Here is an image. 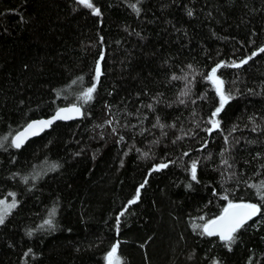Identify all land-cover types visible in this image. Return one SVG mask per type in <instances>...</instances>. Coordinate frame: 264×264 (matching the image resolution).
I'll list each match as a JSON object with an SVG mask.
<instances>
[{"label":"trees","instance_id":"1","mask_svg":"<svg viewBox=\"0 0 264 264\" xmlns=\"http://www.w3.org/2000/svg\"><path fill=\"white\" fill-rule=\"evenodd\" d=\"M91 2L0 0V264H108L117 243L122 264H264V0ZM249 56L218 69L233 98L209 133L206 77ZM72 104L81 118L11 145ZM229 201L261 206L231 250L193 229Z\"/></svg>","mask_w":264,"mask_h":264},{"label":"snow or ice","instance_id":"2","mask_svg":"<svg viewBox=\"0 0 264 264\" xmlns=\"http://www.w3.org/2000/svg\"><path fill=\"white\" fill-rule=\"evenodd\" d=\"M78 2L82 5H84L87 8H90L93 10L94 14L99 15L100 10L99 8H95L92 4L91 0H78ZM134 10L139 12L138 8H135V5H133ZM192 13L189 12V15ZM260 52L264 53V48H261L259 50ZM255 55V53H253ZM252 57L249 56L247 59L241 60L239 63L232 61L230 65L225 64H218L216 67L211 69L210 74L206 77L207 80H209L214 86L215 91L217 95L219 96V107L215 109V111L212 113L213 119H210L208 123L212 125L211 128L207 129L209 133L215 128L219 127V121L214 119V117L218 116L220 112L224 109L225 105L233 98L230 95L225 93L224 90V81L220 79L217 76V71L219 68L224 66H231V67H240L243 64H246L249 59ZM101 59H103V56H101ZM191 68V65L188 66ZM96 79L99 80L100 75V68L99 65L96 69ZM172 79H185L187 80V76L184 77H178L173 76ZM75 83V81L73 82ZM95 92V86L87 88L86 91H84L81 96L79 97L80 100H82L84 103H88L93 99V93ZM187 90L185 92H182L181 95H187ZM184 101L181 100V103ZM151 107V105H149ZM82 115L81 108L77 106L76 104H73L71 107L67 108H61L58 111H56L55 115L48 120H39V121H33L24 128L22 132L17 133L12 141L11 145L20 148L24 144L25 140L29 136L37 135L40 131H43L45 128L50 127L56 120H67L71 119L74 116ZM109 124H111V121H108ZM159 123V121H157ZM161 128L164 127V125H159ZM115 131V129H113ZM7 137L3 138V141H0V147H3V143L7 141ZM122 139V138H121ZM147 155V154H145ZM225 163H227L225 161ZM167 167V164H161L158 166V168H165ZM158 170V169H154ZM197 172V162L193 161L191 164V178L193 180H196ZM146 183V181H145ZM144 185H141L143 187ZM257 187V186H253ZM264 188V184L260 185L258 187V194H260L259 189ZM14 197V193H10ZM139 190H137L135 199L129 201V204H134L139 199ZM223 199L228 200L227 196H224ZM261 199H264V195H261ZM16 206V202L13 199V202L11 204H8L6 200H0V225H2L5 222V218L10 213L11 209H13ZM261 212V206L257 204L252 203H233L232 201H229L227 206L223 208L222 213L214 218V219H208L206 220L202 225L201 224H193V229H201V235H206L208 237L218 236L219 239L223 242H225L226 246L229 247V250H231V245L235 242L236 239V233L244 227V225L251 220L254 216L260 214ZM55 214V209H53L52 215ZM121 216L124 215L123 212L120 214ZM201 219H204L201 217ZM45 223L49 226H52L53 221L50 218L49 220L45 221ZM119 225V218L117 219V227ZM118 248L119 244H115L112 246L111 251L108 253L106 259L108 261V264H122L121 258L118 255Z\"/></svg>","mask_w":264,"mask_h":264},{"label":"water","instance_id":"3","mask_svg":"<svg viewBox=\"0 0 264 264\" xmlns=\"http://www.w3.org/2000/svg\"><path fill=\"white\" fill-rule=\"evenodd\" d=\"M72 105H73V104H72ZM72 105L62 106V107L58 108L56 111H58V110L61 109V108L71 107ZM76 105H77V104H76ZM77 106H79V105H77ZM79 107L81 108L82 115H83V109H82L81 106H79ZM56 111L54 112L53 115H51V116H49V117H42V118L33 119V120H31L29 123H31V122H33V121L48 120V119H51V118L55 115ZM82 115L74 116L73 118H71V119H67V120H56L53 124H55V123L58 122V121H73V120H76V119L81 118ZM29 123H28V124H29ZM53 124H52V125H53ZM52 125H51V126H52ZM26 126H27V125H26ZM26 126H25V127H26ZM51 126L45 128L43 131H40L37 135L29 136V137L25 140V142H24V144L22 145V147H23V146H24L29 140L33 139L34 137H37V136L41 135V134H42L43 132H45L46 130L50 129ZM25 127H23L21 130H19L17 133L22 132V131L24 130ZM17 133H16V134H17ZM16 134H15V135H16ZM15 135H14V136H15ZM22 147H20V148H22ZM15 148H16V147H15ZM20 148H18V149H20ZM242 203H245V202H242Z\"/></svg>","mask_w":264,"mask_h":264},{"label":"rangeland","instance_id":"4","mask_svg":"<svg viewBox=\"0 0 264 264\" xmlns=\"http://www.w3.org/2000/svg\"><path fill=\"white\" fill-rule=\"evenodd\" d=\"M99 68H100V64H99ZM11 196H12V195H11ZM13 199H14L13 196H12V197H0V200H6L8 204H11V203L13 202ZM14 200H15V199H14ZM15 202H16V200H15ZM14 208H15V207H14ZM14 208H13V209H14ZM13 209H11L10 213L12 212ZM10 213H9V214H10Z\"/></svg>","mask_w":264,"mask_h":264}]
</instances>
